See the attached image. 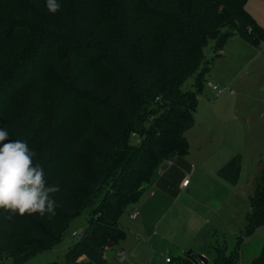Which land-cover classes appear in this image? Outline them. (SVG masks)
<instances>
[{
  "label": "trees",
  "instance_id": "obj_1",
  "mask_svg": "<svg viewBox=\"0 0 264 264\" xmlns=\"http://www.w3.org/2000/svg\"><path fill=\"white\" fill-rule=\"evenodd\" d=\"M247 2L0 0V264L52 249L86 209L88 226L49 264H106L122 214L163 161L189 153L219 50L264 40ZM250 203L243 236L264 224V167ZM239 247L211 264H235ZM249 264H264V243Z\"/></svg>",
  "mask_w": 264,
  "mask_h": 264
},
{
  "label": "rangeland",
  "instance_id": "obj_2",
  "mask_svg": "<svg viewBox=\"0 0 264 264\" xmlns=\"http://www.w3.org/2000/svg\"><path fill=\"white\" fill-rule=\"evenodd\" d=\"M246 7L264 26V0H248ZM213 44L211 41L205 49L209 58L214 55ZM220 51L223 56L215 59L216 64L210 71L204 92L198 96L195 125L186 132L190 146L187 154L189 159L194 167H206L210 175L205 178L201 175L192 177V194L182 201L186 200L190 209L201 208V214L204 215L206 211L202 209H206V206L203 204L212 197L217 199L214 203L219 208L209 212V221L204 226L206 232L212 231V235H205L199 247L208 259L207 264L213 263L220 254L231 256L238 243L240 257L235 264H249L258 256L264 243V224L258 226L252 234L243 236L246 231L243 229L246 214L251 210L250 199L256 189L257 176L264 167V40L254 46L234 36L227 40ZM7 68L8 64L3 63L0 73L7 72ZM194 81L195 76H192L184 88H192ZM213 81L219 82L221 86L231 85L237 95L233 97L224 92L217 97L210 86ZM197 183L201 186L197 187ZM89 217L90 209H86L70 223L57 245L32 256L23 264H49L55 260H65L69 247L88 226ZM122 217L126 219L128 215L124 212L120 223ZM123 226L127 225L123 223ZM125 230L126 236L118 246L106 251V264H148L147 260L143 262L141 258L137 261L128 255L124 259L119 258L121 252L129 254L137 242L142 244L146 240L145 235L139 233L130 239L131 230L127 227ZM172 231L171 236L174 235V229ZM241 236L242 243L239 242ZM168 250L171 253H166ZM190 250H193L192 247L183 253L176 245L170 244L163 248L162 261L156 259L149 264H166V257L179 254L191 262L188 257ZM196 258L204 264L200 258ZM3 264H12V259H6Z\"/></svg>",
  "mask_w": 264,
  "mask_h": 264
},
{
  "label": "crops",
  "instance_id": "obj_3",
  "mask_svg": "<svg viewBox=\"0 0 264 264\" xmlns=\"http://www.w3.org/2000/svg\"><path fill=\"white\" fill-rule=\"evenodd\" d=\"M219 54L223 56L220 50ZM215 64L213 62V65L206 75L207 81H209L210 71ZM236 95L237 92L235 95L229 96L234 97ZM191 171L193 173L190 176ZM196 175H201L205 178L210 173L202 165H196L194 167L188 155H177L162 162L156 171L155 177L150 183L144 186L140 200L129 205L125 210L128 217L126 219L122 217V226L125 223L128 230H131L132 236L130 239L135 238L134 235L136 233L145 235L146 237V240L142 244L137 242L134 249H130L129 254L124 252L126 256L128 255L131 259H136L137 261L142 258V261L147 260L146 262L148 264L150 261L153 262L156 259L162 261L163 248L170 244L176 245L177 249L183 253L192 247L194 251H199V254H203L199 248L202 240L205 235H212V231L206 232L204 226L209 221V212L216 211L219 205L214 203L217 199L213 197L212 199H208L203 204L206 206V209L205 207L202 209V211H206V214L204 213L203 215L201 214V208L198 210L194 208L190 209L186 205L187 201H182L186 196H191L192 177ZM188 177L190 178V182L187 186H184L183 181ZM205 185L207 184L205 183ZM196 186L199 187L201 185L197 183ZM211 188L213 189L212 183ZM136 213L137 216L133 217ZM184 213H186L185 216ZM172 229H174L173 236L170 235ZM202 234L204 235L203 237H201ZM168 252L171 253V250H168L166 253ZM166 264L168 263L166 262Z\"/></svg>",
  "mask_w": 264,
  "mask_h": 264
},
{
  "label": "built area",
  "instance_id": "obj_4",
  "mask_svg": "<svg viewBox=\"0 0 264 264\" xmlns=\"http://www.w3.org/2000/svg\"><path fill=\"white\" fill-rule=\"evenodd\" d=\"M210 86L215 91L217 97H219L224 92H227L229 95H235L236 94L234 88L231 85L221 86L218 83H216L215 81H213L210 83ZM189 182H190V178L188 177L183 181V185L187 186L189 184ZM136 216H137V213L133 215V217H136ZM118 256H119V258L124 259L126 255H125V253H120ZM170 260H171V258L169 256L166 257V262H170Z\"/></svg>",
  "mask_w": 264,
  "mask_h": 264
},
{
  "label": "water",
  "instance_id": "obj_5",
  "mask_svg": "<svg viewBox=\"0 0 264 264\" xmlns=\"http://www.w3.org/2000/svg\"><path fill=\"white\" fill-rule=\"evenodd\" d=\"M192 254L196 255L198 258H200L203 261L204 264L208 263V259H207V257L205 255L199 254V253L194 252L193 250H190L188 252V256L193 258ZM193 260H194L195 264H201L196 258H193Z\"/></svg>",
  "mask_w": 264,
  "mask_h": 264
}]
</instances>
